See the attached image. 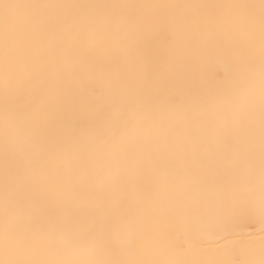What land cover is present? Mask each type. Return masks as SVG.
I'll return each mask as SVG.
<instances>
[{"label": "snow or ice", "instance_id": "snow-or-ice-1", "mask_svg": "<svg viewBox=\"0 0 264 264\" xmlns=\"http://www.w3.org/2000/svg\"><path fill=\"white\" fill-rule=\"evenodd\" d=\"M0 264H264V0H0Z\"/></svg>", "mask_w": 264, "mask_h": 264}]
</instances>
